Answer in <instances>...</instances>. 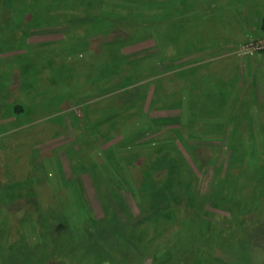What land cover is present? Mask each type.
<instances>
[{
	"label": "rangeland",
	"instance_id": "obj_1",
	"mask_svg": "<svg viewBox=\"0 0 264 264\" xmlns=\"http://www.w3.org/2000/svg\"><path fill=\"white\" fill-rule=\"evenodd\" d=\"M20 1L33 14L42 9L27 25L42 17L43 27L23 40L13 30L22 20L0 18V224L15 213L14 229L29 215V204L7 202L36 195L32 209L55 231L57 242L47 244L69 264H264V157L243 162V177L228 174L264 138V53L239 54L260 39L264 0ZM202 16L236 18L246 32L232 53L246 63L244 74L226 72L229 95L217 103L202 96V54L187 56L211 40ZM97 17L108 19L103 29L80 30ZM84 35L87 48L77 41ZM136 35L146 38L111 49V41ZM82 48L87 54L78 56ZM254 55L259 60L248 59ZM121 65L133 80L115 88L130 84L115 76ZM251 66L262 71L257 80ZM187 68L188 79H173ZM137 92L145 99L136 130L119 111ZM159 152L173 160L167 178L169 162L147 163ZM126 157L145 169L128 175Z\"/></svg>",
	"mask_w": 264,
	"mask_h": 264
},
{
	"label": "trees",
	"instance_id": "obj_2",
	"mask_svg": "<svg viewBox=\"0 0 264 264\" xmlns=\"http://www.w3.org/2000/svg\"><path fill=\"white\" fill-rule=\"evenodd\" d=\"M158 1H160V0H158ZM26 3H30V2H22L20 0H0V18H3V20L6 17L8 19L12 18L11 21H13L15 18L18 19L19 21L22 20L18 24L13 23V30L14 31L21 30L20 32L23 31L22 36H25L23 40L28 38L27 37L28 36L27 31L29 28L43 27L42 21H41V20H43L42 17H41L39 22L31 23V25H27V23H29L28 20L30 21V19H31V16H32V19L35 18V16H39V15L42 16V9H40V7L36 8V12L33 14L31 11H29L28 5ZM170 5L171 4L164 5V6H170ZM174 8H176V7H174ZM167 9H169V8H167ZM147 18H149V15L147 16ZM192 18L195 20L198 19L197 17H192ZM106 20H108V19L97 17L96 19L92 20L90 23L85 24L86 27H84L83 30L82 29H80V30L81 31L86 30L87 33L94 34V33L98 32L99 30L103 29L102 27L104 25H107ZM0 24H2V23H0ZM113 27L114 26H110L109 29H112ZM11 29H12V27H11ZM114 31L115 30H113V32ZM117 31H119V30H117ZM110 32H111L110 37H112L113 32L112 31H110ZM137 35L139 36V33ZM138 36L135 38L130 37V36H126L124 39L120 38L119 40L116 39L113 42L111 41V43L117 44L115 46L116 48L113 47L111 49L116 50V49H119L120 46L121 47L128 46V45H130L129 41H131V40H132L131 43L135 44V43H138L140 40L146 38V37L145 38H141V37L139 38ZM259 37L264 38V16L261 18V21L259 24ZM77 41H78L79 45L85 46V48H87V46L90 44V42L87 41V35H84V37L82 36V37L78 38ZM121 42H125V43H121ZM83 50H84L83 48L80 50V54H78V56L79 55L81 56L82 54L83 55L87 54ZM262 53H264V52H262ZM121 64H123V63H121ZM129 65L131 66L132 64H129ZM121 67H122V69H120L119 73L117 71L118 74L116 73L115 76L117 75V79L122 78L124 76H127L129 78L128 81H130V84L127 83V84H123V85H117V86H115V88H121V87L129 86V85H131V83H132L131 81L133 80V78L131 76H129V73H128L131 70V68L127 65H121ZM121 73H122V77L120 76ZM101 78L102 77H100L99 80H101ZM103 85L100 83L101 88H103ZM138 93L139 92H137V95H138ZM144 99L145 98H143V97L140 99L139 95H138V98L136 100H131V98H129V99H127L128 105H125V107H123V109H121V111H119V113H122L120 115L123 116L124 118H127L129 116L128 121H127V123H129V125H128L129 129L135 128L137 130V128L142 127V125H141L142 123L139 121L143 120L141 108L143 107ZM176 103L179 106H182V103H180V102H176ZM112 109L114 111L115 108L111 107L109 110H112ZM13 110L16 114H22L24 112V110L21 106H15ZM123 123H126V122H123ZM112 126L115 127L114 125H112ZM256 140L260 144L256 145V147L254 146L255 148L253 151L250 150L249 152H246L245 154H243V156H241L240 160H238L239 162L233 163L234 166L230 165L228 168V170H229L228 174L229 175L232 173L235 176H238V175L242 176V174L244 172V169H242L243 162H245V163L250 162L251 163V159L261 160L264 157V138L261 135L259 137H256ZM100 152L102 153V151H100ZM244 157H246V158H244ZM156 158H160L161 161L169 162V164H166V165L170 166V168L168 167L166 169V175H167L166 178H167L173 171V168H172L173 160L170 159L167 156V154H165L164 152H159V153L154 154V156H151V159H149L150 162H147V163L150 164L151 161L155 160ZM243 159H244V161H243ZM246 159H248V160H246ZM132 161H133V159L127 158V160L125 162V167H126L125 170L128 173V175H130L131 173H135V172L137 173V171L142 172L141 170L145 169V166H146L145 163H143L142 165H138L139 163H134V162L132 163ZM231 161H232V159H231ZM159 167L162 169L163 166H159ZM233 169L235 171H232ZM236 170H238V172ZM115 171H117L119 173L122 172V170H119L117 168ZM219 172L220 171L218 169L217 173H219ZM234 172H235V174H234ZM228 174H227V176H229ZM217 175L218 174H216V176ZM249 176H250V174H249ZM151 177H154V175L153 174L148 175V178H151ZM120 178H122V176ZM136 178H137V174H136ZM136 178H135V180L132 179V184H133L134 189L137 190L136 181H138L139 183H140V181L138 180L139 178H137V179ZM122 181H124V180L121 179V182ZM124 182L126 183L127 181L125 180ZM124 182H122V183L124 184ZM160 189L162 190V191H159L160 194H163L164 196L168 194L167 191L163 190V188L160 187ZM3 193H4V191H1L0 195H2ZM34 196H35L34 201L38 202L39 198L36 195H34ZM36 202L30 201V199L24 200L23 198H21L20 200H17V199L12 200L11 199L10 203L7 202V204L14 203L16 205L17 204H23V205L29 204V207L26 209L27 210L26 214H29V215L23 216L21 218V217H17V214H16L17 219L15 222V228L14 229L11 225L10 220L14 217L15 213L10 216V220H9L10 223L7 224L6 228L4 227L5 226L4 224L3 225L0 224V227L3 226V229L5 228L4 230H6V233H7L5 236V240H4V237L2 236L3 232L0 233V264H69L68 261L66 260V258L63 257V255L61 256L60 248L58 245H56L50 249V245L47 244L50 241H56L57 242V240H55L56 237L54 236L55 231L53 230V228H51V224L47 223L46 217L43 215V213L40 212L39 209H35V208L32 209L34 206L33 204H37ZM8 227H9V230L7 229ZM43 245H44V247H43ZM42 248L45 249L46 254H43L42 252H40V250ZM99 255L100 254H98V257L94 261H100ZM86 264H93V262H91V263L88 262ZM202 264H215V263L210 262V261H206L205 263H202Z\"/></svg>",
	"mask_w": 264,
	"mask_h": 264
},
{
	"label": "crops",
	"instance_id": "obj_3",
	"mask_svg": "<svg viewBox=\"0 0 264 264\" xmlns=\"http://www.w3.org/2000/svg\"><path fill=\"white\" fill-rule=\"evenodd\" d=\"M202 18L206 19L207 23L212 28V32L209 31V33H211V40L209 42L202 43V49H195L196 47H193V49H189L187 51V56L197 55L196 57H198L202 54V96L208 94L212 98H215V102L217 103L216 98L220 99L229 95V90L226 88L230 85L229 83L231 82V79L228 78L226 72H229L230 69H234L235 73L237 74L238 80H241L239 72L241 74L243 72L244 74V70H242L241 67L246 63L243 62L241 65L236 64L237 61L240 60V58L233 56L232 53L233 50L242 43V39H246V32L240 29V27L237 25L239 21L236 18H234L235 21H232L233 18L231 17L225 18L222 16H219V18L218 16H215L213 18L202 16ZM208 19L210 20L208 21ZM234 22H236V28H233ZM214 27L219 30L215 31ZM202 33L204 34V37H207L206 30H202ZM256 38H259V34ZM247 39H250V37H247ZM179 54L184 55L183 52H180ZM256 56L258 55L250 56L248 59L259 60L258 58L260 57ZM227 63H229L230 66H228ZM233 65L235 66V68L233 67ZM246 68L248 69L247 65L246 67H244V69ZM190 69L195 70L194 68ZM187 70H189V68L175 72L176 74H174L173 79H175L178 83L183 78L188 79V76H185ZM252 70H255L254 73H251L253 75V79L257 80L259 72H261L262 74V71L260 68L258 69V67L256 68L255 66H251V71ZM179 72L180 75L183 72L184 77L178 76ZM167 77L168 78L166 84H168L169 86L170 82L173 81V79L169 76ZM173 90L175 91V88ZM179 101L180 100H178V102Z\"/></svg>",
	"mask_w": 264,
	"mask_h": 264
},
{
	"label": "built area",
	"instance_id": "obj_4",
	"mask_svg": "<svg viewBox=\"0 0 264 264\" xmlns=\"http://www.w3.org/2000/svg\"><path fill=\"white\" fill-rule=\"evenodd\" d=\"M262 52H264V38H260L259 40L253 42H248L239 50V54L243 56Z\"/></svg>",
	"mask_w": 264,
	"mask_h": 264
}]
</instances>
